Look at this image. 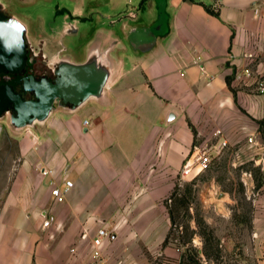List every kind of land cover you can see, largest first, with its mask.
<instances>
[{"label": "crops", "instance_id": "obj_1", "mask_svg": "<svg viewBox=\"0 0 264 264\" xmlns=\"http://www.w3.org/2000/svg\"><path fill=\"white\" fill-rule=\"evenodd\" d=\"M18 1L36 2L5 0L10 14ZM57 1L59 22L24 16L29 48L53 67L62 57L84 61L100 42L113 74L102 97L74 111L57 107L20 136V161L0 192V264H86L102 227L111 234L101 247L108 264H153L157 254L183 264L182 250L163 242L166 201L185 158L214 144L219 128L227 147L260 149L264 161V147L248 141L264 118L256 85L264 75V0ZM65 180L73 187L58 202L51 191ZM261 190L252 199L254 255L264 264Z\"/></svg>", "mask_w": 264, "mask_h": 264}, {"label": "rangeland", "instance_id": "obj_2", "mask_svg": "<svg viewBox=\"0 0 264 264\" xmlns=\"http://www.w3.org/2000/svg\"><path fill=\"white\" fill-rule=\"evenodd\" d=\"M12 5L16 12L12 14L23 21L24 16L36 23L41 18L61 21L62 9L57 0H36L34 3L18 1ZM29 58L35 61L36 67H44L43 62L46 63L42 55L35 60L29 54ZM0 127V192H3L20 161L19 138L34 130L27 126L15 131L10 114L0 118ZM217 138L211 142L216 143ZM256 139L259 146L264 147V125L252 143ZM239 149L238 145L226 147L214 159L210 169L193 178H177L179 192L176 198L187 193L190 202L186 208L182 207L175 213L176 221L171 223L173 227L169 242L182 250L183 264H196L195 260L197 264H259L258 257L254 255L257 234L252 199L262 191L264 185V161L257 159L263 153L260 149L242 148L238 152ZM244 178H251L252 185L250 180ZM191 189L192 193L188 194ZM168 204L173 208L178 206L172 199L168 200ZM210 233L215 237L212 241L207 240ZM206 250L210 254L209 259L206 258ZM151 258L153 264H172L165 260L164 255L157 254Z\"/></svg>", "mask_w": 264, "mask_h": 264}, {"label": "water", "instance_id": "obj_3", "mask_svg": "<svg viewBox=\"0 0 264 264\" xmlns=\"http://www.w3.org/2000/svg\"><path fill=\"white\" fill-rule=\"evenodd\" d=\"M29 60L33 61L29 58L28 26L0 0V74L22 75ZM55 65L54 80L24 75L18 80L23 83L22 91L10 83L0 84V118L10 114L11 125L21 130L44 123L57 107L74 111L88 99L104 95L114 67L109 50L100 42L91 45L84 61L62 57ZM28 92L35 98H27Z\"/></svg>", "mask_w": 264, "mask_h": 264}, {"label": "built area", "instance_id": "obj_4", "mask_svg": "<svg viewBox=\"0 0 264 264\" xmlns=\"http://www.w3.org/2000/svg\"><path fill=\"white\" fill-rule=\"evenodd\" d=\"M257 89L261 94H264V75H261ZM88 123V120L84 121V124ZM222 134V130L218 128L215 130V135L218 137L216 143L211 145L199 144L194 147L193 152L186 157L183 162L182 168L179 172V176L181 178H193L200 172L211 168L214 159L221 154L223 149L226 148L228 144L226 138H224ZM248 141L252 143L253 137H249ZM41 172L43 175H50L53 173V169L42 168ZM248 175L251 176V174ZM72 187L73 181L65 180L64 187L56 185L52 188L51 193L56 201L63 202ZM110 235V232L106 228L102 227L91 237V243L94 246V250L86 264H108V258L104 255L101 247ZM87 237L88 233L86 231L82 232L80 238L84 239ZM71 251L76 253V247H72Z\"/></svg>", "mask_w": 264, "mask_h": 264}, {"label": "flooded vegetation", "instance_id": "obj_5", "mask_svg": "<svg viewBox=\"0 0 264 264\" xmlns=\"http://www.w3.org/2000/svg\"><path fill=\"white\" fill-rule=\"evenodd\" d=\"M29 54H32L36 58L35 60H37V58L40 55L43 56V53L40 50L34 49L32 47L29 48ZM46 60H47L46 63L43 62L44 67H36L35 61H33L32 63L29 62V64L27 65L26 71L22 75H10L9 77H6L5 74H0V84L10 83V84H13L18 91H22L23 83L22 81L19 82L18 80L24 75L34 74L38 78L49 77L51 80H54V78L56 77L55 72H54L56 65L52 67L50 66V64H48V59ZM25 95L27 98H35L34 93L28 92Z\"/></svg>", "mask_w": 264, "mask_h": 264}, {"label": "trees", "instance_id": "obj_6", "mask_svg": "<svg viewBox=\"0 0 264 264\" xmlns=\"http://www.w3.org/2000/svg\"><path fill=\"white\" fill-rule=\"evenodd\" d=\"M206 9L208 10V12L214 14V15H218L219 14V11L217 9H215L214 7L212 6H206ZM29 62H33L31 60H29ZM28 62V64H29ZM31 66V65H29ZM258 123H259V131L261 132L263 130V125H264V118L263 119H260L258 120ZM179 192V184L176 183L175 187H174V190L172 191L171 195L169 196L168 200L169 199H172L175 201V203L178 205L176 208H173L171 207L169 204H168V200L166 201L167 203V206H168V211H169V216H170V221L172 224H174V222L176 221V212L179 211L180 208H186V206L189 204L190 200L187 198L186 194L181 196L180 198H176V194ZM192 193V189L190 191H188V194H191ZM171 224V227H170V230L163 242V246H166L168 243H169V239H170V235L172 233V227L173 225ZM210 236L207 237V240L208 241H212L213 239H215V237L212 235V233L209 234ZM206 240V241H207ZM205 255H206V258L209 259L210 258V254L207 252H205ZM183 256V255H182ZM181 256V257H182ZM181 262L184 263L182 261V258H181ZM194 263H198L196 260Z\"/></svg>", "mask_w": 264, "mask_h": 264}]
</instances>
